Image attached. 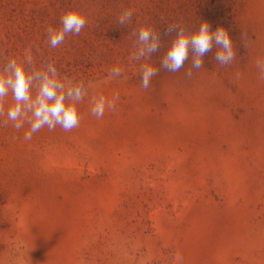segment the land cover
Listing matches in <instances>:
<instances>
[{
  "label": "rangeland",
  "instance_id": "rangeland-1",
  "mask_svg": "<svg viewBox=\"0 0 264 264\" xmlns=\"http://www.w3.org/2000/svg\"><path fill=\"white\" fill-rule=\"evenodd\" d=\"M68 10L87 23L53 49L46 29ZM202 21L228 32L236 60L217 64L214 46L191 78V50L180 71L164 70L176 35L166 27ZM142 25L160 46L136 60ZM10 57L33 99L49 62L86 95L70 132L26 141L27 124L0 126V264H264V0H0V76ZM144 62L159 70L147 90ZM117 94L115 111L91 115L94 98ZM13 103L9 89L0 120Z\"/></svg>",
  "mask_w": 264,
  "mask_h": 264
},
{
  "label": "clouds",
  "instance_id": "clouds-1",
  "mask_svg": "<svg viewBox=\"0 0 264 264\" xmlns=\"http://www.w3.org/2000/svg\"><path fill=\"white\" fill-rule=\"evenodd\" d=\"M133 12L125 9L118 17V24L123 26L132 21ZM86 18L75 10L64 12L60 19V27L54 29L49 26L46 29L48 43L51 48L61 45L69 34L79 35L85 27ZM176 33L171 44L167 47L161 60V67L169 73L180 71L185 62L189 59L191 50V66L185 72L191 78L192 70H199L203 67V57L213 50L215 46L214 59L221 66H230L236 60V51L223 27L212 30L209 23L202 21L199 27L191 32H186L179 24H169L165 29V35ZM138 41L141 47L133 59L140 60L143 57L151 56L157 52L160 46V37L153 28L140 26L137 31ZM241 41L244 47L248 46L247 33L241 32ZM28 59L31 62V51H28ZM256 67L259 71V79L264 81V58H257ZM5 70L11 72L10 77L0 76V116L4 115L2 100L8 95L11 89L14 103L9 105L6 112V119L0 120V126L12 127L19 131L25 124L29 130L24 134V140L32 139V135L43 128L54 131L59 126L63 131L70 132L77 128L80 123L76 104L86 95L83 83H71L65 88L64 83L59 79L54 65L49 62L47 72L34 74L39 80L38 91L33 99L30 93L32 80L26 74L23 64L16 58H8ZM159 73V70L149 62L139 66L140 82L143 89L147 90L150 82ZM121 69L113 68L110 76H120ZM91 86V85H89ZM73 103H65V99ZM119 95L111 100L99 95L94 98L90 107L91 115L96 119L104 116L105 110L115 111ZM30 113V115H29Z\"/></svg>",
  "mask_w": 264,
  "mask_h": 264
}]
</instances>
